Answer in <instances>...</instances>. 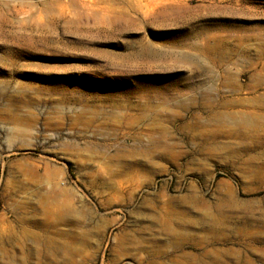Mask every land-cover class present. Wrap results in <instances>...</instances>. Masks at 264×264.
<instances>
[{
	"label": "rangeland",
	"instance_id": "1",
	"mask_svg": "<svg viewBox=\"0 0 264 264\" xmlns=\"http://www.w3.org/2000/svg\"><path fill=\"white\" fill-rule=\"evenodd\" d=\"M0 264H264V0H0Z\"/></svg>",
	"mask_w": 264,
	"mask_h": 264
},
{
	"label": "bare ground",
	"instance_id": "2",
	"mask_svg": "<svg viewBox=\"0 0 264 264\" xmlns=\"http://www.w3.org/2000/svg\"><path fill=\"white\" fill-rule=\"evenodd\" d=\"M168 55H170V56H175L176 54H175V53H170V54H168ZM182 56H183L184 58H186V59H194V58H192V56H190V54H183ZM143 137H144V135H143L142 132L138 133L137 136H136V138H137L138 140H141V141H142ZM153 140H155V139L153 138ZM155 141H156V140H155ZM129 153H130V154H127V155L125 154V156H124L122 153H120V155H118V157H119L121 160H123V159H127V158L130 157V156H138V155H139V151H137L136 148L131 149ZM127 166H130V163H128ZM125 167H126V166H124V168H125Z\"/></svg>",
	"mask_w": 264,
	"mask_h": 264
}]
</instances>
